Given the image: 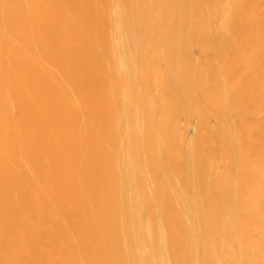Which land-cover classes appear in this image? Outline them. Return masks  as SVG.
Returning a JSON list of instances; mask_svg holds the SVG:
<instances>
[{
    "label": "bare ground",
    "instance_id": "obj_1",
    "mask_svg": "<svg viewBox=\"0 0 264 264\" xmlns=\"http://www.w3.org/2000/svg\"><path fill=\"white\" fill-rule=\"evenodd\" d=\"M0 264H264V0H0Z\"/></svg>",
    "mask_w": 264,
    "mask_h": 264
}]
</instances>
